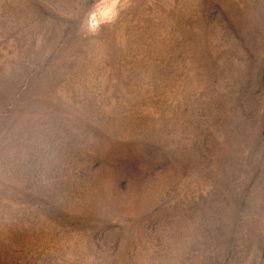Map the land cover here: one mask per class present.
Listing matches in <instances>:
<instances>
[{"label":"rangeland","instance_id":"1","mask_svg":"<svg viewBox=\"0 0 264 264\" xmlns=\"http://www.w3.org/2000/svg\"><path fill=\"white\" fill-rule=\"evenodd\" d=\"M0 264H264V0H0Z\"/></svg>","mask_w":264,"mask_h":264}]
</instances>
